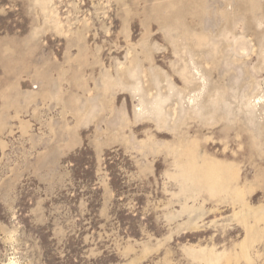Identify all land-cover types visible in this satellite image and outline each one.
Here are the masks:
<instances>
[{"label": "rangeland", "instance_id": "obj_1", "mask_svg": "<svg viewBox=\"0 0 264 264\" xmlns=\"http://www.w3.org/2000/svg\"><path fill=\"white\" fill-rule=\"evenodd\" d=\"M0 264H264V0H0Z\"/></svg>", "mask_w": 264, "mask_h": 264}]
</instances>
